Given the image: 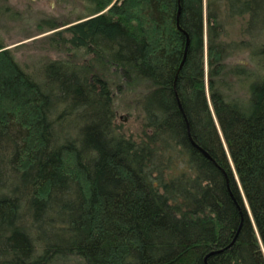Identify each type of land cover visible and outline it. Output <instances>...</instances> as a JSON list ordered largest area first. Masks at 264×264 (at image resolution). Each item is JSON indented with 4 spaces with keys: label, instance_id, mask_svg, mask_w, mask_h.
I'll return each instance as SVG.
<instances>
[{
    "label": "trees",
    "instance_id": "trees-1",
    "mask_svg": "<svg viewBox=\"0 0 264 264\" xmlns=\"http://www.w3.org/2000/svg\"><path fill=\"white\" fill-rule=\"evenodd\" d=\"M87 2L92 64L37 79L0 37V264H264V0ZM138 86L136 140L114 104Z\"/></svg>",
    "mask_w": 264,
    "mask_h": 264
},
{
    "label": "rangeland",
    "instance_id": "rangeland-1",
    "mask_svg": "<svg viewBox=\"0 0 264 264\" xmlns=\"http://www.w3.org/2000/svg\"><path fill=\"white\" fill-rule=\"evenodd\" d=\"M91 6L87 0H0V37L13 50L21 65L37 79L43 76L44 64L53 60H66L80 67L92 64V54L86 47H74L68 43L72 33L66 29L89 18ZM247 19L248 16H241L229 21V40L248 38L244 32ZM228 61L256 69L246 49L236 52ZM92 67L90 72L96 69V66ZM109 75L118 81L119 76L114 71ZM142 87L116 94L114 104L116 131L136 140L145 130ZM239 93L244 94L245 89L241 88ZM77 264L86 263L78 260Z\"/></svg>",
    "mask_w": 264,
    "mask_h": 264
},
{
    "label": "water",
    "instance_id": "water-1",
    "mask_svg": "<svg viewBox=\"0 0 264 264\" xmlns=\"http://www.w3.org/2000/svg\"><path fill=\"white\" fill-rule=\"evenodd\" d=\"M188 43H189V40L187 41V45H186V49H185V53H184V57H183V60H182V63H181V65H183L184 64V62H185V59H186V56H187V48H188ZM190 138H191V140L193 141V139H192V137L190 136ZM193 143L206 155V156H208V157H211L210 156V154L205 150V149H203L202 147H200V146H198L194 141H193ZM236 178H238V176L236 175ZM244 201H245V205H246V207H247V209L250 211V208H249V204H248V202H247V200H246V198H244ZM236 238V237H235ZM235 238H234V240H235ZM219 251V250H218ZM215 252H217V251H213V253H215Z\"/></svg>",
    "mask_w": 264,
    "mask_h": 264
}]
</instances>
